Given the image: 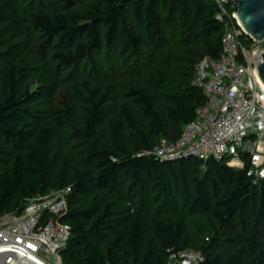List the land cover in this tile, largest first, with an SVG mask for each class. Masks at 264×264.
Segmentation results:
<instances>
[{
    "label": "trees",
    "instance_id": "obj_1",
    "mask_svg": "<svg viewBox=\"0 0 264 264\" xmlns=\"http://www.w3.org/2000/svg\"><path fill=\"white\" fill-rule=\"evenodd\" d=\"M219 12L215 0H0V215L68 188L63 264H167L186 250L199 264H264V179L141 155L205 103L192 77L220 57ZM24 51L35 89L16 64Z\"/></svg>",
    "mask_w": 264,
    "mask_h": 264
},
{
    "label": "built area",
    "instance_id": "obj_2",
    "mask_svg": "<svg viewBox=\"0 0 264 264\" xmlns=\"http://www.w3.org/2000/svg\"><path fill=\"white\" fill-rule=\"evenodd\" d=\"M225 32L217 60L205 57L194 68L192 85L205 103L195 118L182 127L178 139H161L151 151L141 153L161 161L195 157L214 158L236 169L247 167V176L264 179V85L256 67L264 47L246 49V35L231 4L215 0ZM227 7H225V5ZM69 189L25 199L13 212L0 215V264H63L61 252L70 237L68 224L56 217L67 209ZM203 255L186 250L171 254L167 264H199Z\"/></svg>",
    "mask_w": 264,
    "mask_h": 264
},
{
    "label": "water",
    "instance_id": "obj_3",
    "mask_svg": "<svg viewBox=\"0 0 264 264\" xmlns=\"http://www.w3.org/2000/svg\"><path fill=\"white\" fill-rule=\"evenodd\" d=\"M225 4H231L235 10V16L245 34L253 41L251 47L255 50L264 40V0H222ZM262 62L256 70L259 79L264 85V52L260 54Z\"/></svg>",
    "mask_w": 264,
    "mask_h": 264
},
{
    "label": "rangeland",
    "instance_id": "obj_4",
    "mask_svg": "<svg viewBox=\"0 0 264 264\" xmlns=\"http://www.w3.org/2000/svg\"><path fill=\"white\" fill-rule=\"evenodd\" d=\"M21 3H24L26 0H20ZM259 47H264V40L259 43ZM5 51V47H0V52ZM34 63V55L30 51H24L16 58V64L18 67L23 69V73L28 74V78L25 81V87L29 89L36 88V82L32 79L31 72H29V68ZM2 67V63L0 62V68ZM190 227L194 237L196 238L197 243H202L203 241H208L211 230L205 220L191 219Z\"/></svg>",
    "mask_w": 264,
    "mask_h": 264
}]
</instances>
